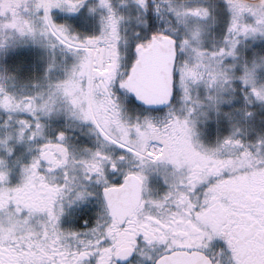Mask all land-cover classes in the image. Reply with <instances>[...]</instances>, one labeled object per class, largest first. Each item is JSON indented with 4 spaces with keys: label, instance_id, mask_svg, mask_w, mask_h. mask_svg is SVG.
Listing matches in <instances>:
<instances>
[{
    "label": "snow or ice",
    "instance_id": "obj_1",
    "mask_svg": "<svg viewBox=\"0 0 264 264\" xmlns=\"http://www.w3.org/2000/svg\"><path fill=\"white\" fill-rule=\"evenodd\" d=\"M0 264H264V0H0Z\"/></svg>",
    "mask_w": 264,
    "mask_h": 264
}]
</instances>
